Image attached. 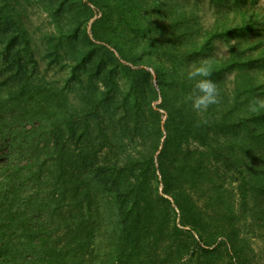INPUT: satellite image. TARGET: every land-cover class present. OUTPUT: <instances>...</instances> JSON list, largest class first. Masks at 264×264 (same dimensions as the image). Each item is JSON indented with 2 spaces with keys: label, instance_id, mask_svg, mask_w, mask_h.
<instances>
[{
  "label": "trees",
  "instance_id": "obj_1",
  "mask_svg": "<svg viewBox=\"0 0 264 264\" xmlns=\"http://www.w3.org/2000/svg\"><path fill=\"white\" fill-rule=\"evenodd\" d=\"M2 1L0 15L7 10ZM64 1L59 7L68 2L63 11L69 16L64 22L57 20V41L51 42V49L55 55L67 50L74 77L83 84L87 82V86L80 103L71 106L67 94L61 93L54 100L57 89L31 85L27 76L24 81L0 88V112L14 107L19 112L0 114V264L89 261L100 230L98 207L93 210L96 192L107 196L116 209L119 233L114 262L253 264L255 247L242 234L238 222L249 211H255L252 216L264 214L257 203L260 190L254 189H261L257 185L261 181L256 183L260 171L251 174L250 182L257 181L252 188L242 190L239 204L229 203L223 201L220 183H206L209 168L204 163L206 154L218 166L230 164L231 152L236 148L252 161L258 153L264 160V106L258 103L264 101V77L259 79L253 71V66L264 60V51L255 56L249 52L255 45L239 41V35L252 30V26L206 31L200 43L189 41L186 36L192 30L184 23L185 15L173 10V20L170 26L163 27L162 39L166 45L177 41L186 51L175 52L172 45L161 52L165 42L155 37H150L147 45L140 42L149 22L143 15L142 0H90L93 6L106 9L96 20L97 9L90 4ZM165 12L168 16L171 13ZM8 15L12 16L11 10ZM91 21L92 25L83 29ZM15 25L11 30L7 20L0 34L9 33L8 47L19 41L27 57H31L27 31L20 23ZM215 37L226 38L229 55L220 61L205 59L212 66L210 78L217 82L221 73L233 72L235 87L226 92L218 86L219 103L197 112L189 100L194 92L188 91L195 81L187 78L180 65L183 56L210 49ZM232 38L237 41L232 42ZM96 41L101 45H95ZM118 56L139 68L137 76H133L134 99L125 98L126 105L120 104L121 109L112 97L119 88L112 67L120 60ZM144 66L156 73L160 92L154 90L153 94L154 98L160 96L166 119L150 107L153 121H145L143 105L149 106L150 102L146 103L142 96L151 73ZM239 122L244 128L237 126ZM229 129L233 131L232 138L228 136ZM153 133L158 141L137 156L128 155L123 163L112 161L104 153L106 146L122 152L137 138L146 144ZM223 133L227 136L224 144L220 139ZM35 139L39 140L33 143ZM193 143H198L204 152L192 150ZM151 173L161 178L167 196L163 198L165 206L157 205L149 192ZM206 191L211 196L205 198V204L227 207L217 224L209 222L204 213L206 206L194 197ZM169 205L179 213V222H174L172 230L179 243L164 259L154 260L144 252L154 245L150 239L154 243L167 231Z\"/></svg>",
  "mask_w": 264,
  "mask_h": 264
},
{
  "label": "rangeland",
  "instance_id": "obj_2",
  "mask_svg": "<svg viewBox=\"0 0 264 264\" xmlns=\"http://www.w3.org/2000/svg\"><path fill=\"white\" fill-rule=\"evenodd\" d=\"M62 0H3L2 6H5L0 15V28H2L4 22L9 20L13 30L16 28V23L23 25L27 31L29 37V44L32 51V56L27 57L22 47V43L19 41H14L10 47H8V40L10 34L2 31L0 34V88L6 89L12 83L18 82V80L24 81V76L29 77L31 85L45 86L50 89H57L58 93H53L54 100L61 97V93L68 95V103L78 104L82 100L83 94H85L84 88L87 86V82L84 84L81 80L77 79L73 75L72 71V61L68 55L67 50L60 51L58 55L53 53L51 49V42L54 44L57 38L54 36L57 33L56 23L57 20H62L63 22L67 20L68 13L63 11V9L68 7L69 3L66 2L60 9V4ZM64 1V0H63ZM69 2H74L76 5L79 4H90L93 9H97L94 15V20L98 19L101 14H104L102 10L98 7L93 6L90 0H68ZM144 6L143 15L149 20L148 24L145 26V36L140 39L142 44L147 45L150 37L157 38L160 42H165V44L160 47L161 52L167 49V46H172L173 42H169L166 45V41L162 39L164 35L163 27L165 25L170 26V21L173 20L175 13L181 12L185 15L186 21L184 23L189 24V28L192 32L187 35L189 41L195 39L197 42H201L202 35L206 31H213L223 28H234L240 25L252 26V30H247L244 34H240L239 41L243 42L245 45H255L256 47L249 52L255 56L260 55L264 51V0H142ZM65 2V1H64ZM11 10L12 16L8 15V11ZM174 10L175 13L171 12ZM177 16V15H176ZM177 18V17H176ZM117 19H115L114 25L117 24ZM89 22L87 25L83 26V29H87L92 25ZM15 25V26H14ZM121 28V27H120ZM163 30V31H162ZM232 38V42H235ZM179 42L174 41L175 52L186 51V47L180 46ZM178 44V45H177ZM95 45H101L100 42L96 41ZM180 46V48H179ZM229 42L226 38L215 37L212 47L203 53H193L183 56L182 64L180 69L182 72H187L188 70L195 68V63L197 61H205L208 57L214 60H222L229 55L228 51ZM50 50L52 51H49ZM163 50H162V49ZM52 52V53H51ZM110 56L109 54H106ZM115 56H117L115 54ZM119 57V56H118ZM117 57V58H118ZM119 61L115 63L113 67V74L118 83L117 89L113 91V98L117 100L120 104L126 105L125 98L129 97L134 99V94L132 90V83L134 82L133 76L138 73V67L132 64L130 61H126L119 57ZM264 59V58H263ZM110 62L109 59H107ZM130 69H129V68ZM147 71L151 73L148 82L144 84V93L142 98L146 100V103L150 102V105L144 104L145 110V121H153L150 114V107L153 108L155 112L163 113L164 119H166L165 112L160 108L162 104L160 96L154 98V90L160 92V85L153 68L149 66H144ZM132 70V71H131ZM253 71L260 77H264V60L257 62L253 66ZM19 72V73H18ZM137 72V73H136ZM20 74V75H19ZM19 75V76H16ZM84 78V76H83ZM235 74L230 71L221 73L217 79V86L222 87L226 92H232L235 87ZM136 79V78H135ZM138 79V78H137ZM136 79V80H137ZM190 86L188 82L187 87ZM193 90L188 88V91ZM135 93V92H134ZM141 93V92H140ZM140 96V95H139ZM183 97V94L180 95ZM179 96V97H180ZM80 99V100H79ZM264 99V95H263ZM145 102V101H144ZM121 109V105L118 107ZM16 108L5 110L2 109L0 114H9L15 111ZM121 112V110H119ZM132 118H130V121ZM132 124V123H131ZM239 128H244L242 122L237 124ZM252 128V126H250ZM253 130V129H250ZM150 131V130H149ZM152 132V131H151ZM233 131L229 129L228 136L232 138ZM223 133L221 136V143L224 144L227 136ZM139 136V135H138ZM159 137L156 133L153 136H149L146 139V144L143 139L137 138L135 141L131 142L126 149L122 152L121 150H115L110 148L112 146H106L104 153L107 152L108 158L112 161H118L123 163L126 157L130 154L136 155L146 149V146L151 148L153 142L158 141ZM39 139H35L33 143H36ZM225 145L223 146V148ZM192 150L203 151L202 147L198 143L192 144ZM206 149V148H205ZM20 150V149H19ZM16 152V151H15ZM18 152V150H17ZM158 151L156 156L159 155ZM204 152V151H203ZM20 154L22 152H19ZM5 152L1 153L3 156ZM201 154V153H200ZM199 154V155H200ZM230 164L216 165L213 163V159L207 158L204 154V163L207 164L209 168L208 182H218L221 185V191L223 192V201L236 202L239 204L240 196L242 190L252 188L254 182H250L251 174L255 170L260 174V179L256 182L260 185L261 189L254 188L257 191V203H259L262 211H264V160L261 159L259 153L256 158L252 161L247 156H244L240 148H236L231 152ZM101 157L104 154L100 155ZM21 157V156H19ZM196 157V156H195ZM239 159V162H235ZM3 160H6L4 157ZM218 168V169H217ZM149 192L152 193L154 201L159 206H165L166 201L163 200L167 197L164 192V187L161 184V178L159 175L150 174L149 175ZM247 182V185L244 184ZM94 195V200L96 205H93V210L98 207L100 217H98V225L100 230L98 231L97 243L94 245L93 255L90 257L89 261L85 264H120L118 261H113L115 259V250L117 248V240L119 230L116 221V209L111 207L109 203V198L102 195L100 192H96ZM211 196V193L200 192L199 196H194L200 204L206 206L204 213L209 222L217 224V220L221 218V213L227 211V207L222 208L217 207L215 204L210 203L205 204V198ZM255 202H251L254 204ZM257 206V205H255ZM237 209V208H236ZM238 211V210H237ZM255 211H249L246 215L240 218L238 224L241 228L242 234L246 236L255 247L256 254L253 258V264H264V214H257L252 216ZM179 222V213L174 205L168 206V219L165 224L164 235L160 236L159 240L150 244H154L150 251L145 250V254H151L155 259L162 260L168 252L174 251L178 246V241L175 239L173 233L174 222ZM169 226L170 228H168ZM182 228V226H181ZM152 238V237H151Z\"/></svg>",
  "mask_w": 264,
  "mask_h": 264
},
{
  "label": "clouds",
  "instance_id": "obj_3",
  "mask_svg": "<svg viewBox=\"0 0 264 264\" xmlns=\"http://www.w3.org/2000/svg\"><path fill=\"white\" fill-rule=\"evenodd\" d=\"M212 66L202 61L194 69L188 70L186 76L189 80H194V94L189 97L192 108L197 112H204L214 104L219 103L220 94L216 82L211 79ZM264 106V101H259Z\"/></svg>",
  "mask_w": 264,
  "mask_h": 264
}]
</instances>
